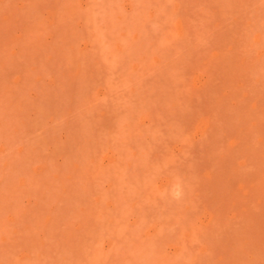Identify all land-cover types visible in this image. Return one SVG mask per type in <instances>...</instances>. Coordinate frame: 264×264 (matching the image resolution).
Returning <instances> with one entry per match:
<instances>
[{
	"label": "rangeland",
	"instance_id": "rangeland-1",
	"mask_svg": "<svg viewBox=\"0 0 264 264\" xmlns=\"http://www.w3.org/2000/svg\"><path fill=\"white\" fill-rule=\"evenodd\" d=\"M0 264H264V0H0Z\"/></svg>",
	"mask_w": 264,
	"mask_h": 264
}]
</instances>
